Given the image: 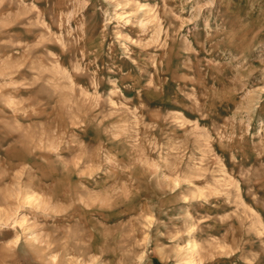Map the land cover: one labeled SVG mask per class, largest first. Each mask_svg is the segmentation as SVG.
Wrapping results in <instances>:
<instances>
[{"label": "rangeland", "instance_id": "obj_1", "mask_svg": "<svg viewBox=\"0 0 264 264\" xmlns=\"http://www.w3.org/2000/svg\"><path fill=\"white\" fill-rule=\"evenodd\" d=\"M0 264H264V0H0Z\"/></svg>", "mask_w": 264, "mask_h": 264}]
</instances>
